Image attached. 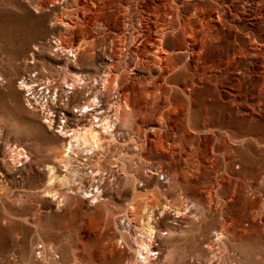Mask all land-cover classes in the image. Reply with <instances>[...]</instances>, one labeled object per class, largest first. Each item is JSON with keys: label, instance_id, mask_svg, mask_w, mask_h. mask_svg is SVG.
<instances>
[{"label": "rangeland", "instance_id": "rangeland-1", "mask_svg": "<svg viewBox=\"0 0 264 264\" xmlns=\"http://www.w3.org/2000/svg\"><path fill=\"white\" fill-rule=\"evenodd\" d=\"M134 1L0 0V128L5 129L3 140L5 138L4 142L14 140L12 143L22 142L29 145L32 143L30 145L32 150L34 149L32 156L34 154L33 159L36 156L34 161L39 165L53 161V152L61 145L56 129L47 127L48 122H45L44 114L37 109L40 106L31 108L26 103V97L24 99L23 90L17 80L27 72L38 71L39 79L46 86L44 89L49 90V94H53L56 106L53 108L56 116L54 117L58 120L61 117L59 112L68 110L67 114H69V110L79 109L84 102L87 103L94 98L95 91L89 89L93 85L90 82L93 77L103 74L102 57L111 46L112 40H115L116 53L113 52V55L119 67V71L115 70V72L118 74L123 69L122 62L132 57V52L127 47L132 29L137 31L139 59H136L135 63L138 61V65L137 68L132 66L134 68L131 79L126 80L122 73L121 82H124L122 91L127 89L130 93L134 112L130 116L129 123L122 127L123 134H128L125 135L127 141L119 140L120 144L117 141L118 143H114L116 147L113 144L110 150L111 154H118L121 149L133 151L136 149L133 145L135 141L133 135L137 125H143L144 132L147 128L146 132L150 134L151 125L154 119L158 120L159 115H150L148 110L153 106L156 108L164 105V99L160 97L161 93H158L159 85L164 82L160 77L162 73L153 70L150 72L148 67L156 66L158 63H155L154 59L166 53L167 48L170 50L174 48L176 53H180V57H174L180 63L185 64V60L188 59L189 64L197 65L198 68L203 65L208 66V76L204 77V81L202 80L195 88H190L193 90V102L185 93L182 94L180 91L176 93L178 96L176 98L183 105L185 112L188 111L187 108H192L191 120L195 131L185 130V143L190 146L197 144L201 147L199 157L193 161L190 159L192 172L195 176L198 174L202 176L201 182L206 180L209 184L214 182L222 186L229 201L228 212L231 220L235 222L230 237L233 236L235 244L233 246L238 252L232 264H264V0ZM163 2L166 3L165 8H168L166 11ZM196 7L208 11L204 15L205 18H213L211 35L205 43L202 42L201 36L204 33L203 19L194 15L198 10ZM118 8H148V12L143 15L136 13V10L129 12L130 29L129 31L126 29L129 33L127 34L124 31L123 13ZM169 8H182L180 14L184 17L189 16L191 27L185 31L181 30L178 27L180 26L178 18L174 16L177 10ZM220 8L222 11L220 10L219 13ZM111 10L115 15L119 12L118 20L110 13ZM64 11H66L65 15ZM172 11L173 13H170ZM165 13L167 17L163 16ZM191 15L194 21L190 20ZM141 16L151 17L150 22L147 23ZM61 33L64 35L63 43L68 48L80 42L86 35L93 42V46L83 49L79 55L80 61H72L75 66L78 65L75 70L80 71L85 80V85L80 86L81 89L77 87L81 93L79 91L76 94H69L68 97L67 92L63 90L61 91L63 95L58 92L59 98L56 101L54 94L57 93L55 92L57 86L64 82L66 75L71 78V73L64 68L63 61L57 59L59 56L57 47L48 44ZM162 36H164L163 46L159 44ZM123 43L127 46H123ZM157 45L160 46V51L157 50ZM194 51L196 52L193 53ZM197 52L200 54L198 55ZM187 70L181 69L180 75L176 74L177 76L170 79L168 84L176 85L179 82L185 84L184 73H187ZM86 75L89 77L87 78ZM87 80L90 82L87 83ZM46 82H50V85H46ZM69 91L72 89L69 88ZM101 91L99 98L102 101L106 97L102 89ZM114 92V90L111 92L113 96H115ZM49 94L44 92L40 97ZM156 94L158 95L155 96ZM171 116L177 117L175 114ZM75 121V118L68 119L67 125L73 127ZM153 145L152 148L157 151L156 143ZM144 148L143 151L149 149L147 145ZM139 149L137 148L138 152ZM158 152L163 155L160 150ZM152 153H147L149 161L169 162V159L162 158L165 156L157 157ZM135 156L130 157L134 163L147 160L146 157ZM101 161L105 162L103 159ZM76 164L78 163H74ZM201 172L204 174L201 175ZM17 179L16 183L8 182L9 184L0 180V184L4 186L2 190L5 188L4 192L7 195H16L8 201L5 200V203L0 200V264L44 262L47 264V261L48 264H72L75 259L73 250L76 247L77 255L81 259L80 264H104L93 245L97 244L95 238L101 232L116 228L115 219L120 215L117 207L102 205L96 208L94 203L87 204L84 199L82 203V199L76 197L69 198L68 206L67 203H61L63 208L58 207L57 201H51L50 197H44L39 191L43 183L39 176L28 178L29 180H22L21 177ZM189 190L191 194L195 192L193 188ZM124 193L122 189L120 195ZM17 195L18 198H23V206L13 201ZM27 203L32 206L25 205ZM34 208H42L40 211L45 214L40 212L41 217L39 215L40 223L42 222L43 225H41L42 238H46L48 240H45L46 242H51L55 246L54 249L48 250L45 258L40 257L34 250L35 245L40 241L37 232L34 228L29 232L25 231V222L22 220L24 215L33 213ZM70 219L74 220L73 223ZM188 219L183 224H174L178 227V231L169 242L172 259L187 261L192 256L195 258L197 256L195 262L202 264L200 262H203L207 255L206 243L210 241L211 230L222 223L214 215L206 220L190 222L191 219ZM59 255L60 258L57 257Z\"/></svg>", "mask_w": 264, "mask_h": 264}, {"label": "bare ground", "instance_id": "bare-ground-1", "mask_svg": "<svg viewBox=\"0 0 264 264\" xmlns=\"http://www.w3.org/2000/svg\"><path fill=\"white\" fill-rule=\"evenodd\" d=\"M133 1L134 0H132V2ZM177 1L178 0H173V2ZM128 4L130 3H127V5ZM162 5L165 8L166 3L163 2ZM122 6L126 5L122 4ZM196 8L198 10L194 12V15L197 18L203 19L202 26L204 27V33L201 36L203 38L202 42L205 43L211 35L210 30L213 28V18H205L206 16L204 15L208 12L205 8ZM118 9L123 13L122 17L125 20V33H127L126 29H128V31L130 29L128 26V17H130V11L134 12L136 10V13L138 12L142 15L148 12V8ZM167 9L168 8L166 7L165 11ZM169 9L177 10V13H174V16L178 18V24L180 25L178 27L181 30L185 31L188 27H191L188 21L189 16L184 17L182 14H180L182 8ZM220 10L221 8L219 9V13ZM110 13L115 16L116 20H118L117 14H119V12H116L115 15L114 11L111 10ZM167 13H165L163 16L167 17ZM170 13H173V11ZM63 14L65 15L66 11H64ZM141 17L147 23L150 22L151 17ZM190 20L194 21V17L192 15L190 16ZM196 27L199 28L197 25ZM130 32L131 39L129 45L127 46V44H124V42L123 46H127L129 48V50L132 52V54L130 53L132 57L130 56V58L125 59L122 62L123 69L118 72V74L115 72V70L119 71V67H117L118 61H115L113 55V52L116 53V49L114 48L115 40H112L110 44L111 46L109 49L107 48L108 50L106 49L107 52L105 53L104 57H102L103 68L100 70L103 71V74H101L99 77H93L91 82L87 80V83L90 82L93 84H90L91 86L89 89H91V91H95L94 98L92 100L90 99L91 101L88 99L89 102H84V105L81 107L79 106V109L77 108L71 111L69 110V114H67L68 110L59 112L61 117H59L58 120H56V116L54 115L55 109L53 108L56 106L54 104L55 100L53 98V94H49V90L44 89L46 86L44 82L39 79V73H37L38 76L33 77L30 75V72H27L17 80L21 89L35 81H38V85H30L28 89L30 92L28 94L23 91L24 99L26 97V103L31 108L40 106V108L37 109L40 110L42 114H44L43 116L46 118L45 122H48L47 127L56 129L58 135L57 137L61 145L59 143L60 147L58 146L59 148L53 152V161H46L44 164L39 165L36 161H34L36 156L33 159L34 154L32 156V153L34 149L32 150L30 146L32 144L31 142L30 145L22 142L12 143L14 140L11 142L9 140L4 142L5 138L3 140V134L5 129L4 127L0 128V180L2 183H16L18 180L17 177H21L22 180H26L28 178L30 179L35 176H39V178H41L43 181L42 185L40 186L41 190L39 191H41L44 197H50L51 201H57L56 205H58V207L63 206L61 203L66 204L71 197H76L80 200L82 199V203L83 199L87 202V204L94 203L96 208L97 206L102 205L111 207L113 205L117 207L118 213L120 215L118 216L119 218L115 219L116 228L112 231L106 230L105 228L106 232H101L100 235L95 238L97 244L93 245L96 252L99 253L100 259H103L104 264H108L109 261V264H197V262H195L197 261V256L196 258L192 256L187 261L179 258L177 261L172 259L173 255L171 252L172 250H170L169 242H171V239H173L175 236V232L178 231V227H176L174 224H183L188 218L191 219L190 222L200 219L206 220L209 217L212 218L213 215L216 216V218H219L222 224L219 226L216 225L213 228L214 230H211L212 234L210 235V241L206 243L207 255H205L204 260H202L203 262L200 263L232 264V261L234 258H236L238 252L234 249L235 244L233 243V236L232 238L230 237L231 228L235 222L231 220L230 214L228 212L229 201L226 199L222 186L214 182L209 184L206 180L205 182H201L202 176L199 174L195 176V174L192 172L193 169L189 163L190 159L193 161L199 157L201 147L197 144L190 146L185 143V130H191L192 132L195 131V127L193 126L191 120L192 108H187L188 111L185 112L183 105H181L176 98L177 91H180L182 94L185 93L187 97H189L193 102V90H191L193 88L191 87L195 88V86H198L199 83L202 82L206 75L208 76L207 65H203L198 68L197 65L194 66L189 64L187 61L188 59L185 60V64L180 63L174 58L178 56L180 57V53H176L174 48L173 50L167 48L166 53H164L162 56L160 55L158 58L156 57L154 62L158 63V66L154 64L156 66L150 65L148 68L150 72L153 70L162 73L160 77L164 82L159 85L158 93H161L159 95H161L160 97H163L164 105L162 107L159 106L156 108L153 106L148 110V113L150 115L153 114L154 116L156 114L159 115L158 120L156 119V121L154 119V122H156H153L151 125L150 134L146 132L147 128L144 132L145 129H142L144 127L143 125H137L133 135V139L136 141V143L134 141L133 145L136 149L129 151L124 148L125 150L121 149L118 154H111V150L113 148L112 145L114 143H118L117 141H123V139L126 138V134H123L122 127L129 123V120L131 119L130 116L134 112L130 93L127 91V89L122 91V84L124 82H121L123 74L126 80L131 79V72L134 68H132V66L137 68L138 65V61L135 63L136 59H139V51L136 39L137 31L130 29ZM63 36L64 35L62 33L59 37L56 35V37H54V41H50V43H48L49 46L51 44L52 47H57L56 50L58 51L59 55L57 59L63 61L65 66L64 68H66V70L71 73V78L66 75L64 82L58 85L60 91L58 90L57 86V89L55 90L57 93L54 94V96H56V101H58L59 98L58 92L60 94V92H63V90L67 92L68 97L70 96L69 94H76V92L78 93L79 91L81 93V90H78L77 87L81 89L80 86L85 85V80L83 74L80 71L75 70L78 65L75 66L76 64L74 65L72 61H80L79 55L83 49L86 50L88 46H93V42L90 41L86 35L81 38L80 42L76 43L74 46L71 45L68 48L63 43ZM124 37L126 36L124 35ZM138 37L139 35H137V38ZM163 37L164 36H162V38L159 40V44L161 46L164 44ZM156 48L158 51H160L159 45H157ZM61 51L63 53H61ZM195 52L196 51L193 53ZM197 53L198 55L200 54L199 52ZM200 59H202L201 56ZM181 69H188L186 71L187 73H184L185 84L181 82L177 83L176 85H172L171 83L168 84L170 79L175 78L178 74L180 75L179 72ZM198 70L200 72H198ZM88 77L89 76H87V78ZM46 85H50V82H46ZM37 86H40V88H37ZM69 88L72 89V91H69ZM101 89L103 90L106 97V99H103L102 101L99 98V94L102 92ZM112 90L115 91V96L112 95ZM44 92L49 95L40 97V95ZM157 95L158 94L155 96ZM33 101L35 102L33 103ZM162 103L163 102H161V104ZM171 114H175L177 117L174 118L171 116ZM74 118L76 119L75 126L72 127V125H67L68 119L74 120ZM169 126L170 128H168ZM131 139L129 140L131 141ZM153 143H156L157 149L163 152V155H161L158 150L156 151V149L154 150L152 148ZM146 145L149 148V151H146L149 153L153 152L152 154H156L157 157L165 156L162 158L169 159V162H165L164 160V162H161V160L158 159V161H149L147 156L148 152L145 153L146 151H143ZM114 147H116L115 144ZM137 148H140L139 152ZM133 155H136L138 158L146 157L149 162H147V160H141L137 162L135 158L136 162L134 163L132 159H130V157ZM51 158L53 157L51 156ZM101 159H103L105 162H102ZM76 162L78 163L76 164L78 166L74 165ZM165 164L166 166H164ZM193 167L195 168L194 165ZM216 171L218 172V170ZM119 172L122 173V175ZM203 174L204 173L201 172V175ZM128 181L131 183H127ZM0 186V200H2L3 203H5V200L8 201L16 196H13V194L7 195L4 192L5 188L2 190L4 186L2 187L1 184ZM190 188L195 189V192L191 194L189 190ZM122 189L125 191V193L120 195ZM18 195L21 197L20 194ZM18 195L13 201L17 202L18 204L20 203V206H23V198H18ZM68 204L69 203L66 205L68 206ZM25 205L31 204L27 203ZM58 207H56L57 210ZM34 209L36 213L35 211L31 214L24 213L26 214L22 219L25 222V224L23 223L25 227L24 229L28 232L30 229H35L34 231L37 232L36 235H38L40 241L35 245L34 250L40 257L45 258L48 250L50 251L54 249L55 246L51 242H46L48 240H46V238H42L41 236L42 222L40 223L39 215L42 213L44 214V212L40 211L42 208ZM86 210L88 211V209ZM83 215L85 214L83 213ZM71 219L70 221H72ZM240 229L242 230V228ZM234 239H236V236ZM73 251L75 259L73 260L72 264H80L81 259L77 255V247L74 248ZM188 255L190 256V254ZM57 257L60 258V255ZM42 264H45V262Z\"/></svg>", "mask_w": 264, "mask_h": 264}, {"label": "built area", "instance_id": "built-area-1", "mask_svg": "<svg viewBox=\"0 0 264 264\" xmlns=\"http://www.w3.org/2000/svg\"><path fill=\"white\" fill-rule=\"evenodd\" d=\"M37 73H38V71H32V72H30V75H32L33 77H36V76H38ZM31 84H33V86L34 85H38V81H35V82L31 83ZM31 84H29L28 86H26V87H24L22 89L26 94H28L30 92L28 89H29V87H30ZM40 86H42V85H40ZM40 86H37V88H40Z\"/></svg>", "mask_w": 264, "mask_h": 264}]
</instances>
